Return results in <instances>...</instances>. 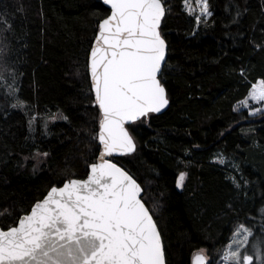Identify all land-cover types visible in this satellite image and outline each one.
Returning <instances> with one entry per match:
<instances>
[{
	"label": "trees",
	"instance_id": "16d2710c",
	"mask_svg": "<svg viewBox=\"0 0 264 264\" xmlns=\"http://www.w3.org/2000/svg\"><path fill=\"white\" fill-rule=\"evenodd\" d=\"M181 1L162 0L168 109L128 126L136 151L114 159L143 189L166 264L222 248L238 224L264 236V115L237 108L264 79V0H209L213 15L199 26ZM109 12L100 0H0L12 24L0 62L16 73L18 90L10 96L0 87V211H10L0 228L96 162L99 110L87 58ZM17 95L23 108L12 107ZM38 152L49 155L32 159ZM216 154L232 165L213 162ZM180 172L187 176L178 189Z\"/></svg>",
	"mask_w": 264,
	"mask_h": 264
},
{
	"label": "snow or ice",
	"instance_id": "6c2138e0",
	"mask_svg": "<svg viewBox=\"0 0 264 264\" xmlns=\"http://www.w3.org/2000/svg\"><path fill=\"white\" fill-rule=\"evenodd\" d=\"M102 2L110 14L98 22L88 65L94 106L99 109V131L93 137L102 146L99 162L88 165L86 179L68 178L62 186H52L14 225L0 228V264H166L161 234L142 201L141 185L127 170L106 159L114 153H134L136 142L127 125L143 122L169 106L162 83L168 45L161 21L166 9L162 0ZM184 4L198 26L207 24L213 15L209 0H194L195 7L193 0ZM0 25H7L0 28L2 42L12 24L0 16ZM5 48L0 47V57ZM9 78L12 83H7ZM15 80L16 73L0 62V87L10 96L18 91ZM249 101L262 105L250 110V116L264 115V79L252 84L239 106L249 108ZM23 106L17 95L12 107ZM34 119L29 121L30 130ZM41 155L49 154L38 152L32 159ZM216 161L224 164L226 159L218 155ZM186 176L180 172L178 189L184 187ZM232 180L239 187L235 177ZM5 213L10 211H0V215ZM260 214L264 218V208ZM192 264H209L205 249L194 254ZM220 264H264V236L256 237L245 224L237 225Z\"/></svg>",
	"mask_w": 264,
	"mask_h": 264
},
{
	"label": "rangeland",
	"instance_id": "374dc122",
	"mask_svg": "<svg viewBox=\"0 0 264 264\" xmlns=\"http://www.w3.org/2000/svg\"><path fill=\"white\" fill-rule=\"evenodd\" d=\"M181 3H182V10L185 12V13H187L188 15H189V13L186 11V9H185V4H184V0H182L181 1ZM193 7H195V4H194V0H193ZM167 10V9H166ZM196 14H198V12L196 13ZM189 16H192V17H194L195 18V15H189ZM248 97V96H247ZM246 97V98H247ZM246 98H244V100L246 99ZM249 105H250V107L249 108H241L240 106H239V103L237 104V108H238V110H248V111H250V110H254L255 108H257V107H261L262 105H257V104H254V103H252L251 101H249ZM261 114H256L255 116H251V117H256V116H260ZM57 119V117L56 116H51L50 118H48V120L47 121H50V122H53V121H55ZM218 155H221V154H216L215 156H214V158H213V162H215V163H217V164H219V165H221V166H231L232 165V163L229 161V160H227L226 158V162L224 163V164H220V163H218L217 161H216V157L218 156ZM239 225V224H238ZM237 227V226H236ZM236 227L234 228V230L236 229ZM233 230V231H234ZM233 233V232H232ZM231 236H232V234L230 235V237H229V240H230V238H231ZM229 240H228V242H229ZM228 242L222 247V248H219V249H215V250H213V251H211V252H207L206 250H205V255H207L208 257H209V264H220V255H221V253H222V251H223V249H224V247L228 244ZM197 253V252H196Z\"/></svg>",
	"mask_w": 264,
	"mask_h": 264
},
{
	"label": "water",
	"instance_id": "95a60500",
	"mask_svg": "<svg viewBox=\"0 0 264 264\" xmlns=\"http://www.w3.org/2000/svg\"><path fill=\"white\" fill-rule=\"evenodd\" d=\"M101 1V3L103 4V2H102V0H100ZM104 5V4H103ZM109 11H110V8H109V6H107V5H104ZM109 14H110V12H109ZM108 14V15H109ZM161 23H162V21H161ZM98 33V32H97ZM97 35V34H96ZM96 37V36H95ZM94 42H95V38H94V40H93V42H92V44H91V47H90V50H89V53H88V58H87V71H88V77H89V81H90V84H91V77H90V72H89V68H88V65H89V57H90V52H91V48H92V46H93V44H94ZM166 60H167V55H166ZM165 66V65H164ZM164 68V67H163ZM93 93V92H92ZM93 97H94V93H93ZM98 108V107H97ZM168 109V107L166 108V109H164L163 111H162V113H164L166 110ZM99 110V109H98ZM162 113H159V114H154V115H160V114H162ZM132 125V124H131ZM128 126H130V125H127V127ZM98 131H99V129H98ZM97 141H98V139H97ZM98 145H99V142H98ZM99 147H100V151L102 150V146L101 145H99ZM100 151H99V154H98V156H97V159H96V162H94V163H98L99 162V156H100ZM133 154V153H132ZM132 154H129V155H132ZM129 155H119V154H113L111 157H106V159H108V160H110L111 162H113V163H115V161H114V159L115 158H119V157H123V156H129ZM117 164V163H116ZM117 166H119L118 164H117ZM120 167V166H119ZM88 171H89V168H88ZM87 175H88V172H87ZM87 175H86V177L84 178V179H86L87 178ZM47 194V193H46ZM45 194V195H46ZM143 197V189H142V193H141V198ZM43 199V198H42ZM41 199V200H42ZM31 210V209H30ZM30 212V211H29ZM162 239V238H161ZM162 244H163V242H162ZM164 247V246H163ZM193 259V258H192ZM165 262H166V258H165ZM191 264H192V260H191Z\"/></svg>",
	"mask_w": 264,
	"mask_h": 264
}]
</instances>
